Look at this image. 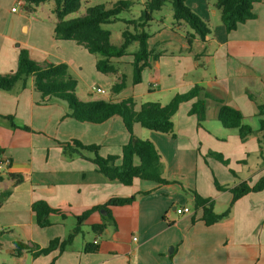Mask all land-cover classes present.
I'll use <instances>...</instances> for the list:
<instances>
[{
	"label": "crops",
	"instance_id": "crops-1",
	"mask_svg": "<svg viewBox=\"0 0 264 264\" xmlns=\"http://www.w3.org/2000/svg\"><path fill=\"white\" fill-rule=\"evenodd\" d=\"M8 1L9 10L16 2L20 7L15 13L0 14V74L16 71L21 50H27L30 57L40 63L67 64L70 73L76 70L81 74L86 69L91 72L92 68L97 71V56L75 42L55 38L53 8L46 16L42 14L44 17H40L29 13L32 10L25 7V0ZM195 12L209 19L200 9ZM254 12V20L240 24L232 33L226 31V76H213L206 69L199 71L195 68L198 75L191 81L184 73L180 78L179 71L175 72L173 82L166 83L161 77H154L147 92L133 93L120 101L133 98L136 108L147 102L168 104L177 93H185L199 85L241 111L244 124L259 131L264 118L258 108V105H264V0L255 5ZM210 41H214L210 36L204 40L205 43ZM167 45L177 48L171 42ZM179 45L190 50L186 39ZM95 80H101V76L96 74ZM137 98H141V103L136 101ZM185 104L173 119L175 138L145 128L141 130L138 128V125L142 127L140 124L134 126L135 136L151 140L166 161V170L174 168L173 174L183 173L193 161L194 164L197 162L199 143L202 142L198 137V120L189 115L192 103ZM218 112L219 106L209 101L207 119L202 126L211 135L226 137V143L231 138L235 152L227 153L226 158L245 162L254 150L261 155L259 138L262 134L250 136L246 143L241 142L238 130H221L223 126L218 120ZM9 117L12 122L7 119ZM129 139L121 117L115 116L102 124L82 123L70 117L65 102L53 100L44 104L42 96L33 90L32 78L25 86L18 83L11 92L0 90V164L5 159L10 160L9 165L0 170V193L12 190L0 208L3 234L7 229L19 227L26 240L40 246L36 248H47L54 239H66L76 227V217L85 211L102 206L113 197L149 192L139 195L132 204L112 207L110 217L104 210L93 213L87 220L90 221L88 225L92 228L105 223L107 227L103 232L93 230L92 241L84 238L79 242L77 236L64 251L58 248L40 258L30 251L17 256L14 246L13 252H8L14 257V260L11 258L13 263L25 264L31 257L32 264H104L114 261H121V264H264V189L239 199L229 217L207 226L201 221L202 210L196 207L188 206L190 213L186 215L176 213L182 218L169 215L171 208L175 211L178 207H174L173 198L161 195V185L151 186L137 182L143 181L137 179L128 187L131 190L123 189L122 184L108 180L97 171L92 162L93 153L84 151L68 156L63 151L67 143L80 141L86 146H99L102 157H120ZM189 171L195 172V168H189ZM236 172L239 182L254 185L264 174V161L262 159L258 169ZM11 174H20L22 182L12 187ZM232 177L231 174L226 176L227 184H233L227 189L228 194H232L231 189L238 184L232 182ZM37 201H45L52 208L61 210L66 218L63 220L60 215H53V224L40 230L32 210ZM230 202L231 199L226 201V208ZM214 210L223 212L217 211L216 206ZM88 245L97 246V250L87 251Z\"/></svg>",
	"mask_w": 264,
	"mask_h": 264
},
{
	"label": "trees",
	"instance_id": "trees-1",
	"mask_svg": "<svg viewBox=\"0 0 264 264\" xmlns=\"http://www.w3.org/2000/svg\"><path fill=\"white\" fill-rule=\"evenodd\" d=\"M86 0H25V7L30 10L33 6H39L47 2H53V13L56 15L55 38L60 41L75 42L88 51V53L102 58L96 62V70L102 74L110 75L118 73L114 65L115 60H119L128 55V48L135 42L139 43V49L132 54L134 79L133 84L139 85L142 82V74L145 69L152 66V61L158 56L150 50V36L143 29L144 24L137 20L129 21L135 25V33L126 31L123 33V43L119 46L111 42V33L103 28V25L112 24L119 20V15L128 10L131 2L120 0L112 5H98L86 9L85 16L76 19H67L70 15L77 13ZM262 0H215V5L220 11L221 20L228 33L236 31L240 24L254 20L255 5ZM171 2L174 8V19L181 27L183 24L189 25L194 34L186 37L188 45L193 46L197 37L205 40L212 31L210 24L203 20L188 5L187 0H150L147 4L144 15L139 21L151 22L152 14L159 11L167 3ZM198 58V56H196ZM33 79V90L40 94L43 103L47 104L53 100L65 102L70 109V117L82 123L102 124L109 119L121 117L125 128L130 136L129 142L123 146L120 156L121 164L116 165L117 156L102 157L99 146H86L80 141H72L63 147V151L68 156L82 154L87 151L94 154L92 162L99 173L108 180L118 182L130 187L137 179L152 181L159 185L166 184L163 178V157L156 145L149 139H140L134 134V126L140 124L143 128L176 137L174 128V116L179 112L185 103H192L189 115L195 116L199 126L207 119L209 101H213L219 106L218 120L225 129L238 130L242 141L250 136L260 135L259 144L262 148L261 157L264 161V118L261 120V128L255 131L252 127L244 124V115L238 109L229 106L223 99L216 97L213 93L206 91L203 87L195 85L185 93H177L168 104L161 102H147L141 105L139 110L133 98L122 101L94 100L81 102L78 100L76 92L78 81L71 75L67 64L40 63L33 60L27 50H21L16 71L9 74H0V90L11 92L18 83L24 86L29 79ZM120 82L114 86L115 92H121L126 88V77H119ZM260 115L264 117V105H258ZM12 122L11 117L7 118ZM25 130H28L25 128ZM16 186L22 182L20 174H11ZM218 189L222 190V188ZM264 189V174L254 185L248 182H239L231 189L232 201L222 213L214 210V202L202 198L194 193L195 207L202 210L201 221L207 226L214 225L230 216L235 203L250 193H257ZM149 192H141L139 195H146ZM12 194V190L0 193V208ZM137 195L130 197H113L102 206L93 207L76 217V227L66 239H54L47 248H33L24 242H15V252L19 256L24 251L33 252L35 257L47 255L56 249L64 251L72 245L77 236L82 233L83 224L89 217L104 210L110 217L112 207H120L132 204L136 201ZM35 214L36 224L45 228L53 224L51 217L60 215L64 220L66 214L59 209L52 208L45 201H37L32 205ZM107 224L94 225L95 232H103ZM97 246L88 245L87 251L97 250Z\"/></svg>",
	"mask_w": 264,
	"mask_h": 264
},
{
	"label": "rangeland",
	"instance_id": "rangeland-1",
	"mask_svg": "<svg viewBox=\"0 0 264 264\" xmlns=\"http://www.w3.org/2000/svg\"><path fill=\"white\" fill-rule=\"evenodd\" d=\"M120 0H86L84 1L81 9L67 19H76L85 16L86 9L98 5H112ZM131 2V6L128 10L123 11L119 15V20L112 24L103 25L105 30L111 33V42L114 45H121L123 43V33L130 31L135 33V25L130 24L129 21L137 20L138 23L144 24V30L149 34V47L155 55L158 56L157 60L152 61V66L144 70L142 74V82L139 85L133 84L134 70H133V56L132 54L139 49V43H133L127 50L128 55L120 60H115L114 65L118 69V73L105 75L95 71L87 69L80 74L76 70H72L71 74L78 81L77 98L81 102H90L94 100H105V101H120L124 97H128L133 93L138 95L140 93L147 92L148 88L154 81V77H161L166 83L173 82L175 79V72L181 71L182 74H186L191 81L198 73L194 72L197 68L199 71L206 69L211 75L225 74L226 76V29L221 20L220 11L215 5V0H187V5L195 12L201 10L204 17L209 19L203 20L210 24L212 33L209 35V43H205L200 37L196 38L191 50L183 49L180 47V41L185 40L189 34H194V30L186 24L179 27L174 19V8L171 2H167L163 8L159 11H155L152 14L153 20L151 22L139 21L146 10L147 4L150 0H124ZM8 0H0V14H6L8 11H12V8L8 7ZM17 3V2H16ZM16 3L14 6H16ZM54 8L53 2H47L39 6H33L30 14L46 16L48 10ZM24 10V9H23ZM35 11V12H34ZM55 14V13H53ZM56 17V15H54ZM171 42L176 49L169 47L167 44ZM220 43H223L221 46ZM199 57L196 59V56ZM208 56H210L208 58ZM98 59L102 57L97 55ZM159 66H158V64ZM101 76V80H95V76ZM124 75L126 77V88L121 92H115L114 86L120 82L119 77ZM179 77V76H178ZM177 77V78H178ZM197 79V78H196ZM91 81V84L89 82ZM93 86H100L107 91V94H97L91 91ZM93 92V94H91ZM170 94V93H166ZM138 103H141V98H137ZM169 101V100H164ZM187 105V104H185ZM139 110V107L137 108ZM138 128L145 130L143 127L138 125ZM224 132L226 129L222 127ZM231 132V131H230ZM198 137L201 138L202 142L199 143V153L197 162L194 161L189 167H186L183 173L173 174L174 168L168 167L166 170V161L163 160V172L162 176L167 181L166 184L161 185L163 191L161 195L165 198H173L174 207L185 208L195 207L194 193L199 194L202 198L214 202L217 211H223L226 208V201L231 199L232 194H228V190L232 187V183L227 184L226 176L231 174L232 182L239 183L237 180L236 171L242 169L249 172L250 169H258L259 164H262V158L260 152L252 151L250 156L245 159V162H236L235 160H228L226 154L229 155L235 152L232 145V140L227 141L226 137H218L211 135L203 126H200ZM241 142H248V139ZM120 157L116 160V165L121 164ZM247 164V166H246ZM195 168V172L189 171V168ZM165 169V170H164ZM235 171V173L233 172ZM238 175V174H237ZM6 180H9L6 178ZM198 180V182H196ZM144 184L155 186L156 183L152 181H137ZM157 186V185H156ZM13 187V184H12ZM12 187L10 189H12ZM123 189H130L124 185L120 186ZM222 188V190L218 189ZM175 192L177 195H175ZM137 198L139 192H136ZM133 196V195H132ZM220 196L219 198H215ZM231 197V198H229ZM216 201V202H215ZM169 215H173L176 219L182 218L177 215L175 211H169ZM90 221L82 226V233L78 236L77 240L83 242L84 238L87 241L93 240V234L95 233L91 226L88 225ZM113 226V225H111ZM39 228V227H38ZM0 225V264H17L11 261L13 256H9L8 252H13L15 242L22 240L30 246L36 248L40 247L38 244L26 240L24 232L19 227H12L5 230V233L1 231ZM40 230H43L42 228ZM47 247V246H46ZM174 248V246H171ZM169 251L170 248H169ZM53 252V251H52ZM50 254V253H49ZM47 254V256L49 255ZM46 255L39 256L45 257ZM10 257V259H8ZM14 260V259H13ZM31 257L25 264H32ZM41 260V259H39ZM104 264H121V261L105 262Z\"/></svg>",
	"mask_w": 264,
	"mask_h": 264
},
{
	"label": "built area",
	"instance_id": "built-area-1",
	"mask_svg": "<svg viewBox=\"0 0 264 264\" xmlns=\"http://www.w3.org/2000/svg\"><path fill=\"white\" fill-rule=\"evenodd\" d=\"M19 7H20V4H17L16 6H14L12 8V12H14V13L17 12L18 9H19ZM92 91L95 92V93H97V94H103V95L107 93L106 90H104L103 88L97 87V86H94L92 88ZM9 163H10V160L9 159H5L3 162H1V164H0V170L5 165H9ZM175 212L177 214H179V215H186V214H189L190 213V209L188 207H185V208H176L175 209ZM97 244H98V242L95 241V245H97Z\"/></svg>",
	"mask_w": 264,
	"mask_h": 264
},
{
	"label": "water",
	"instance_id": "water-1",
	"mask_svg": "<svg viewBox=\"0 0 264 264\" xmlns=\"http://www.w3.org/2000/svg\"><path fill=\"white\" fill-rule=\"evenodd\" d=\"M172 251V250H171Z\"/></svg>",
	"mask_w": 264,
	"mask_h": 264
}]
</instances>
